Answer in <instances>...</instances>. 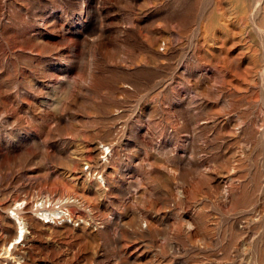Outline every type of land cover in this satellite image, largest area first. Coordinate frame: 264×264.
I'll return each instance as SVG.
<instances>
[{"label": "rangeland", "instance_id": "obj_1", "mask_svg": "<svg viewBox=\"0 0 264 264\" xmlns=\"http://www.w3.org/2000/svg\"><path fill=\"white\" fill-rule=\"evenodd\" d=\"M261 22L262 0H0V264H264Z\"/></svg>", "mask_w": 264, "mask_h": 264}, {"label": "bare ground", "instance_id": "obj_2", "mask_svg": "<svg viewBox=\"0 0 264 264\" xmlns=\"http://www.w3.org/2000/svg\"><path fill=\"white\" fill-rule=\"evenodd\" d=\"M262 1H263V3H264V0H262ZM255 4H256V3H255ZM81 6H82V5H81ZM82 10H83V9H82ZM78 11H80V10H78ZM87 13H88V12H87ZM85 14H86V13H85ZM104 15H105V14H104ZM250 16H251V15H250ZM102 18H103V17H102ZM100 19H101V18H100ZM105 19H106V18H105ZM85 20H86V19H85ZM94 21H95V20H94ZM226 21H227V20H226ZM101 22H102V21H101ZM104 23H105V22H104ZM96 24H97V23H96ZM101 24L103 25V23H100V25H101ZM107 24H108V23H107ZM107 24H106V25H107ZM94 25H95V24H94ZM100 25H99V26H100ZM104 25H105V24H104ZM253 25H254V24H253ZM259 26H261V27L263 28V27H264L263 22H261V23L259 24ZM104 27H105V26H104ZM104 27H103V28H104ZM107 27H108V25H107ZM256 27H257V26H256ZM90 28H91V27H90ZM96 28H97V27H96ZM101 28H102V27H101ZM103 28H102V29H103ZM115 29H116V28H115ZM98 30H99V28H98ZM100 30H101V29H100ZM103 30H104V29H103ZM106 30H107V29H106ZM96 31H97V29H96ZM101 31H102V30H101ZM116 31H117V30H116ZM118 32H119V31H118ZM136 32H137V31H136ZM77 33H78V32H77ZM102 33H103V32H102ZM116 33H117V32H116ZM92 34H93V33H92ZM92 34H91V35H92ZM94 34H95V30H94ZM99 34H100V33H99ZM99 34H98V35H99ZM104 34H106V33H104ZM104 34H103V35H104ZM141 34H142V33H141ZM143 34H144V33H143ZM238 35H239V34H238ZM263 35H264V34H263ZM93 36H94V35H93ZM119 36H120V35H119ZM102 37H103V36H102ZM102 37L99 36L100 39H101ZM91 38H92V37H90V39H91ZM93 38H94V37H93ZM95 38H96V36H95ZM95 38H94V39H95ZM97 38H98V37H97ZM103 38H104V37H103ZM103 38H102V39H103ZM145 38H146V37H145ZM88 39H89V38H88ZM88 39H87V40H88ZM143 39H144V38H143ZM91 40L93 41V39H91ZM103 40H104V39H103ZM103 40H102V41H103ZM89 41H90V40H89ZM96 41H97V40H96ZM96 41L91 42V43H92V44H93V43L95 44ZM102 41H101V42H102ZM144 41H145V40H144ZM158 41H159V40H157V42H158ZM98 42H99V39H98L97 43H98ZM103 42H105V41H103ZM148 42H149V41H148ZM88 43H89V42H88ZM97 43H96V44H97ZM99 43H100V42H99ZM99 43H98V44H99ZM155 43H156V42H155ZM92 44H90V47H91L92 49H95L96 44L93 45L94 47L91 46ZM155 45H156V44H155ZM155 45H154V46H155ZM97 46H98V45H97ZM102 46H103V45H102ZM96 48H97V47H96ZM98 49H99V48H98ZM90 51H91V50H90ZM151 51H152V50H151ZM163 51H164V50H163ZM93 54H94V51H93ZM155 55H156V54H155ZM147 56H148V55H147ZM73 57L75 58V56H73ZM93 57H94V55H93ZM74 58H73V59H74ZM94 58H95V57H94ZM94 58H93V59H94ZM69 59H70V58H69ZM71 59H72V58H71ZM73 59H72V60H73ZM152 62H153V60H152ZM69 63H70V62H69ZM76 63H77V62H76ZM92 63H93V62H92ZM136 63H138V62H136ZM90 64H91V63H90ZM95 64H96V63H95ZM137 65H138V64H137ZM73 66H75V65H73ZM90 66H92V65H90ZM124 67H125V66H124ZM154 67H155V66H154ZM131 68H132V66H131ZM135 68H136V67H135ZM89 69H90V68H89ZM85 70L87 71V68H85ZM92 71H93V70H92ZM88 72H89V71H88ZM90 72H91V70H90ZM92 73H93V72H92ZM87 74H88V73H87ZM89 76H90V75H89ZM261 77H262V76H261ZM84 80H85V79H84ZM105 150H106V148H105ZM107 150H108V149H107ZM103 151H104V150H103ZM100 176H101V175H100ZM97 177H98V176H97ZM12 211H13V210H12ZM13 212H14V211H13ZM15 213H16V212H15ZM12 215H14V214H12ZM17 215H18V214H17ZM16 219H17V218H16ZM18 220H20V219H18ZM46 221H47V220H46ZM46 221H45V222H46ZM16 222H17V225H16V226H17V228H16V235H15L14 241L10 244V247L13 246L14 244L20 242L21 239H22L23 236H24V226L21 224L20 221H16ZM9 249H10V248H7V249H6V247H5L4 252L7 253V252L9 251Z\"/></svg>", "mask_w": 264, "mask_h": 264}]
</instances>
